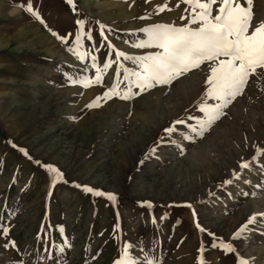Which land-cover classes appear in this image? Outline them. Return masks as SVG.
<instances>
[{
  "label": "rangeland",
  "instance_id": "rangeland-1",
  "mask_svg": "<svg viewBox=\"0 0 264 264\" xmlns=\"http://www.w3.org/2000/svg\"><path fill=\"white\" fill-rule=\"evenodd\" d=\"M29 2L44 23L26 10ZM163 4L164 10L154 11ZM218 7L219 0L213 14ZM252 10L256 21L264 20V0H252ZM191 13L182 0H73L72 6L66 0H0V264H113L125 243L136 244L132 254L143 256V248L160 264H196L198 254L204 264H236L237 255L264 264V219L248 225L247 240L234 243L236 252L211 248L208 234L230 243L240 223L264 212V157L239 179L221 183L241 171L238 161L250 157L254 143L264 146L260 70L227 114L190 141L181 136L196 124L190 117L203 115L201 102H217L204 96L210 62L132 101L103 98L114 80L124 85L123 67L138 69L117 58V50L154 52V46L133 47L145 38L139 29L181 26ZM77 20L84 21L77 49L83 59L69 50ZM93 62L101 69L99 83L69 82L66 74L93 79ZM181 119L182 125L172 123ZM170 126L175 131L165 134ZM197 223L207 231H198ZM9 239L15 248L3 247Z\"/></svg>",
  "mask_w": 264,
  "mask_h": 264
},
{
  "label": "snow or ice",
  "instance_id": "snow-or-ice-1",
  "mask_svg": "<svg viewBox=\"0 0 264 264\" xmlns=\"http://www.w3.org/2000/svg\"><path fill=\"white\" fill-rule=\"evenodd\" d=\"M182 2L192 9L186 24L174 26L173 24L156 23L139 29L145 33V38L136 41L133 47L143 49L154 46L156 51L136 56H129L120 50L115 52L117 58L123 57L125 60L133 61L134 64L138 65V69L123 67L124 85L121 86L114 80L111 87L103 92V98L107 100L115 96L124 101H132L157 86H169L173 81L184 77L194 69H198L205 62H210V74L205 80L207 87L204 96L217 102H201L199 104V111L203 115L190 117V119L196 120V124L187 125L188 131L181 133L183 140L190 141L195 137H203L218 120L227 114L226 109L237 96L244 92L250 75L256 74L257 70H260V74L264 75V20H255L252 0H219V7L215 10V14H213V6L217 0H182ZM66 3L72 6L73 0H66ZM166 6V4L157 5L154 7V11L164 10ZM26 10L41 23H44L39 13L32 9L30 2L27 4ZM141 18L143 19V17ZM181 19L183 20L185 17L182 15ZM83 24V20L76 21L77 32L72 40L73 47L69 49L81 59L83 56L77 49L81 45V36L84 34L80 31L79 26ZM189 25L193 26L190 27ZM101 27L104 26L101 25ZM52 35L57 36V39H68V37L58 36L55 32ZM88 38L91 39L90 31ZM108 47L111 49L113 45L109 44ZM95 59L92 57L93 61ZM91 67L96 69V75L93 79L83 76L73 78L66 74L69 82L79 83L83 87L99 83L102 79L101 69L94 62ZM116 67L119 72L121 66L118 60ZM108 68L109 61L105 59L103 69ZM99 99V96L96 97V101ZM92 106L93 103L86 105V107ZM172 123L182 125L184 120H175ZM174 131L171 126L163 130L165 134ZM162 142L163 139L161 138L157 143ZM171 143L176 144V147L183 154L184 149L180 144L176 141H171ZM253 148L255 151L248 159L240 158L238 161V167L241 171L233 170L231 178L222 180V184L227 185L233 180L239 179L242 176V170L252 167L257 164L258 158L264 157V146L254 143ZM20 151L23 152L24 149L21 148ZM155 151V147L149 149L145 158H148V155ZM36 163L39 164L40 162L36 161ZM44 167L50 174L55 173L57 177L60 176L53 165L48 164ZM259 167L264 168V165H259ZM52 182L54 183L55 180ZM243 182L249 183L247 180ZM83 190L91 192L94 196L107 195L110 200L115 199L111 193L105 194L89 187H84ZM244 194L248 195V193ZM144 203L147 204L148 202L145 201ZM188 206L191 207V205ZM256 217L264 219V212L252 213L243 223H240L239 227L231 233L232 242L230 243H225L224 240L217 242L215 235L209 232L208 234L213 237L211 248L219 246L226 252L238 251L234 247V243H237L241 238L247 240L248 233L251 231L248 225L256 223ZM196 228L200 232L207 231L198 223ZM8 233L9 228L4 226L2 234L7 238ZM9 246L15 248V242L9 239L3 245L5 248ZM135 248L136 244L125 243L119 259L114 260L113 264H160L158 258L148 255L143 248L140 249V252L144 253L143 256L132 254ZM57 250L60 251V249ZM202 251L203 247L197 249L198 253ZM16 264H23V262H16ZM196 264H204V257L198 254ZM236 264H248V260L237 255Z\"/></svg>",
  "mask_w": 264,
  "mask_h": 264
}]
</instances>
